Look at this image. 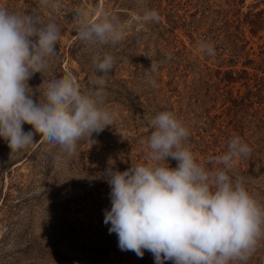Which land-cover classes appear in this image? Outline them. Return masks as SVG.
<instances>
[{"label": "rangeland", "instance_id": "rangeland-1", "mask_svg": "<svg viewBox=\"0 0 264 264\" xmlns=\"http://www.w3.org/2000/svg\"><path fill=\"white\" fill-rule=\"evenodd\" d=\"M100 6L121 22L125 36L117 45L77 38L75 10L94 16ZM0 7L60 29L57 55L28 81L34 100H43L47 82L67 72L82 91H93L91 81L103 76L104 106L114 114L113 124L78 141L72 156L38 133L36 143L19 152L0 138V264H155L151 252L138 257L122 251L116 233H109L105 173L110 166L123 172L149 162L141 141L162 111L189 129L187 146L209 170L217 167L211 159L239 136L252 151L235 158L228 175L264 205V0H53L48 8L39 0H0ZM151 9L159 21L139 23L138 15ZM205 43L213 45L214 56ZM105 53L115 59L106 75L96 68ZM152 60L158 71L148 75L158 87L144 72ZM167 163L177 166L172 158ZM236 264H264V239Z\"/></svg>", "mask_w": 264, "mask_h": 264}, {"label": "clouds", "instance_id": "clouds-1", "mask_svg": "<svg viewBox=\"0 0 264 264\" xmlns=\"http://www.w3.org/2000/svg\"><path fill=\"white\" fill-rule=\"evenodd\" d=\"M53 6V0H39ZM159 13L145 10L138 22L159 21ZM77 38L91 45H117L125 36L118 16L103 6L94 16L76 9ZM60 29L55 22L42 24L39 17L10 13L0 7V138L11 152L25 150L40 134L59 145L68 156L76 154L77 142L112 125L114 114L105 106L103 76L91 81L93 91H82L71 72L47 82L43 100H34L28 81L42 73L58 53ZM202 48L215 55L213 45ZM171 59V57H169ZM115 59L105 53L96 58V68L108 74ZM152 60L144 70L152 87H158L149 73H157ZM32 130L25 132L23 125ZM153 131L141 141L148 161L121 172L111 166L105 176L111 188V209L104 223L116 233L122 251L143 257L151 252L155 264H236L247 261L264 239V205L246 190L242 180L228 175L237 157H246L251 148L239 136L227 142L224 154L214 157V170L197 162L187 146L189 129L170 111H162L151 121ZM168 158L177 161L171 168ZM223 167H220V166Z\"/></svg>", "mask_w": 264, "mask_h": 264}]
</instances>
